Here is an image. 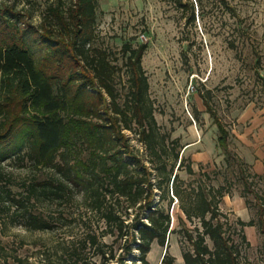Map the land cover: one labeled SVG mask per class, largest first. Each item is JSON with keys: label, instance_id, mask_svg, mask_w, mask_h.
<instances>
[{"label": "trees", "instance_id": "trees-1", "mask_svg": "<svg viewBox=\"0 0 264 264\" xmlns=\"http://www.w3.org/2000/svg\"><path fill=\"white\" fill-rule=\"evenodd\" d=\"M74 2L66 10L49 6L41 28H32V39L11 21L23 15L0 7V213L12 212L11 223L27 231H51L52 221L37 204L78 193L84 214L76 231L71 227L53 246L50 255L57 264H152L147 257L152 243L167 246L171 233L180 235L183 264H240L236 236L246 241L244 226L264 234V211L256 220L231 223L220 207L237 183H245L249 169L230 147L229 130L201 93L217 125L223 171L202 162L195 170L193 160L181 154L179 139L163 132L154 116L141 64L146 43H122L118 66V57L111 60L92 43L96 0ZM37 38L34 52L29 42ZM121 70L128 91L124 99L115 84ZM129 134L143 146L146 159ZM19 156L52 175L31 182L18 196L2 182L5 161ZM221 173V183L215 184ZM253 175L263 179L264 170ZM8 246L0 238V264H26L27 257ZM174 260L166 249L161 263Z\"/></svg>", "mask_w": 264, "mask_h": 264}, {"label": "rangeland", "instance_id": "rangeland-1", "mask_svg": "<svg viewBox=\"0 0 264 264\" xmlns=\"http://www.w3.org/2000/svg\"><path fill=\"white\" fill-rule=\"evenodd\" d=\"M73 3L0 0V7L6 5L23 15L21 20L15 16L11 21L23 27L25 39H32V28L40 27L49 6L66 10ZM95 4L92 43L105 49L111 60L118 57V66L123 60L118 52L122 43H146L141 64L161 130L179 139L181 154L193 160L195 170L202 162L223 171V153L216 145L217 125L201 93L206 95L216 117L229 130L230 147L249 165L245 183H237L232 195L223 197L220 207L231 223L237 218L256 220L259 211H264V178L253 175L264 170V0H96ZM25 22L31 27L23 26ZM33 41L38 38L29 42L36 52L38 46ZM115 75L124 99L128 92L126 77L123 70ZM129 136L146 159L143 146L133 134ZM4 172L2 185L18 196L26 193L31 182L52 175L50 169L33 166L26 156L6 160ZM180 176L186 177L182 171ZM222 176L219 174L214 183H221ZM60 201L45 197L37 204L38 211L52 221L51 231H27L11 223L12 212L0 213V238L10 249L26 256V264H50L49 258L57 264L50 255L53 246L69 234L71 227L76 231L75 223L84 214L80 195L73 192ZM242 230L246 241L236 236L240 264H264V234L256 226H244ZM20 239L26 244L19 246ZM180 239L178 233H171L167 246L153 242L148 260L162 264L167 249L175 257L174 264H183ZM104 240L109 238L105 236Z\"/></svg>", "mask_w": 264, "mask_h": 264}]
</instances>
